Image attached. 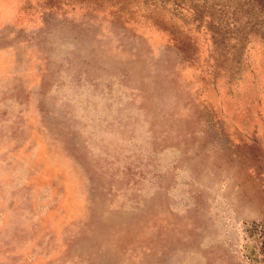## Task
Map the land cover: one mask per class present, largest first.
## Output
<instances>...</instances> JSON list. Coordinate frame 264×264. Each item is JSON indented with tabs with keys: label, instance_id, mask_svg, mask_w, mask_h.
Wrapping results in <instances>:
<instances>
[{
	"label": "rangeland",
	"instance_id": "obj_1",
	"mask_svg": "<svg viewBox=\"0 0 264 264\" xmlns=\"http://www.w3.org/2000/svg\"><path fill=\"white\" fill-rule=\"evenodd\" d=\"M0 264H264V0H0Z\"/></svg>",
	"mask_w": 264,
	"mask_h": 264
}]
</instances>
